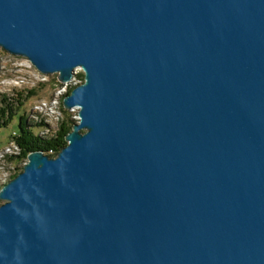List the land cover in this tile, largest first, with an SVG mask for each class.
I'll use <instances>...</instances> for the list:
<instances>
[{"label":"water","instance_id":"95a60500","mask_svg":"<svg viewBox=\"0 0 264 264\" xmlns=\"http://www.w3.org/2000/svg\"><path fill=\"white\" fill-rule=\"evenodd\" d=\"M0 47L85 79L0 189V264H264V0H0Z\"/></svg>","mask_w":264,"mask_h":264},{"label":"rangeland","instance_id":"374dc122","mask_svg":"<svg viewBox=\"0 0 264 264\" xmlns=\"http://www.w3.org/2000/svg\"><path fill=\"white\" fill-rule=\"evenodd\" d=\"M77 71L84 74L81 67H78ZM84 80L78 76L76 80L70 81L68 84L62 83L57 74H42L28 58L12 55L0 47V106L3 105L2 98L6 97L12 101V98H18L19 93L22 94L24 103L17 107L19 109H17L12 123L9 126L0 127V189L3 183L20 173L26 163V159L22 160L18 157L21 154V148L15 140L18 137L20 115H25L28 121L38 123L42 122L41 116L50 113L51 128H48L41 136L44 138L54 136L66 116L63 110L66 108L64 105L62 106L63 96L71 87L84 82ZM31 90H34L36 94L30 96ZM66 110L73 118L79 115L78 112ZM43 120L49 126V119ZM45 122L43 121L44 124ZM37 134L40 135V133ZM4 202L5 200L0 199V205Z\"/></svg>","mask_w":264,"mask_h":264},{"label":"trees","instance_id":"16d2710c","mask_svg":"<svg viewBox=\"0 0 264 264\" xmlns=\"http://www.w3.org/2000/svg\"><path fill=\"white\" fill-rule=\"evenodd\" d=\"M78 76L84 78V74L78 73ZM74 87H71L65 93V95L70 93ZM30 94H31L30 96H32L36 94V92L34 90H31ZM28 97L29 94L27 98ZM22 99L23 96L21 93H19L17 99L12 98V101L10 99L8 100L6 97L2 98L3 105L0 106V127L9 126L12 123L14 116L17 114V109H19L17 107L22 106L24 104ZM63 110L66 113L65 119L62 121L57 133L50 138H44L36 133L38 127H40L41 125L44 126L43 123L44 120H42V122L35 123L28 121L25 115L23 114L20 115L18 129H17L18 137H16L15 139L17 144L21 148V154L18 157H20L22 160L27 159L29 153L35 150H42L48 154L56 156L58 152L64 146L67 145L66 136L68 133L72 131L73 126L76 123V120L71 116V114H69V112L66 109L63 108ZM32 123H35L37 127L31 126ZM15 176L16 175H14L13 177Z\"/></svg>","mask_w":264,"mask_h":264},{"label":"built area","instance_id":"2783aa9c","mask_svg":"<svg viewBox=\"0 0 264 264\" xmlns=\"http://www.w3.org/2000/svg\"><path fill=\"white\" fill-rule=\"evenodd\" d=\"M77 77H78V71H77V69H76V74H75V76H74L70 81L76 80ZM70 81H69V82H70ZM76 85H78V84H76ZM76 85H75V86H76ZM72 112H78V111H72ZM39 115H40V114H39ZM41 119H49V126L51 125L50 113H48L46 116H41ZM74 119H75L76 121H78V120H79V116L76 115V117H74ZM46 130H48V127L40 129L39 133L42 134V133H44ZM27 161H28V159H26V163H27Z\"/></svg>","mask_w":264,"mask_h":264},{"label":"bare ground","instance_id":"6f19581e","mask_svg":"<svg viewBox=\"0 0 264 264\" xmlns=\"http://www.w3.org/2000/svg\"><path fill=\"white\" fill-rule=\"evenodd\" d=\"M40 72V71H39ZM68 84V83H67ZM54 105V104H53ZM53 109V108H52ZM72 111H78V108H76V107H74V108H72L71 109ZM79 116V115H78ZM43 120V119H42ZM48 120V119H47ZM44 122H45V120H44ZM46 123V122H45ZM42 124V123H41ZM35 124H31V126H34ZM26 126H27V124H26ZM37 127V126H36ZM46 127H48V128H51V126H47L46 124H44V126H40V127H38V131H36V133H39V131H40V129H42V128H46ZM51 131V130H50ZM45 134V133H44ZM44 134H40V136L41 135H44ZM50 135V134H49ZM44 139V138H43Z\"/></svg>","mask_w":264,"mask_h":264}]
</instances>
